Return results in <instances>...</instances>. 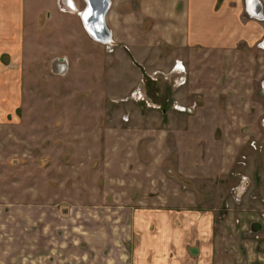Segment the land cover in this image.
I'll use <instances>...</instances> for the list:
<instances>
[{
  "label": "rangeland",
  "instance_id": "374dc122",
  "mask_svg": "<svg viewBox=\"0 0 264 264\" xmlns=\"http://www.w3.org/2000/svg\"><path fill=\"white\" fill-rule=\"evenodd\" d=\"M42 44L45 58L63 48ZM112 53L73 51L84 68L68 80L49 56L20 118L0 123V264H127L145 208L210 213L213 264H264V52L230 75L216 58L209 99L186 114L160 73L139 99L140 70Z\"/></svg>",
  "mask_w": 264,
  "mask_h": 264
},
{
  "label": "crops",
  "instance_id": "0c3cea01",
  "mask_svg": "<svg viewBox=\"0 0 264 264\" xmlns=\"http://www.w3.org/2000/svg\"><path fill=\"white\" fill-rule=\"evenodd\" d=\"M108 1L104 25L112 54L127 56L129 67L141 72L129 87L143 99V77L156 81L163 74L161 99L188 109L178 114L209 99L215 83L208 72L215 69L216 58V68L230 75L234 59L240 71L250 54L264 52V0ZM85 5V0H0V123L20 118L24 97L39 81L31 71L49 70V56L64 57V74L59 75L68 80L74 69L84 68L71 63L73 51L84 56L87 45L101 51L102 40L91 38L83 23ZM48 38L63 48L45 58L42 40ZM59 63L56 70L62 67ZM175 63L179 69L170 71ZM211 220L207 212L134 209L127 264H213Z\"/></svg>",
  "mask_w": 264,
  "mask_h": 264
},
{
  "label": "water",
  "instance_id": "95a60500",
  "mask_svg": "<svg viewBox=\"0 0 264 264\" xmlns=\"http://www.w3.org/2000/svg\"><path fill=\"white\" fill-rule=\"evenodd\" d=\"M86 1V8L82 14V20L85 25L86 30L89 32L90 27L95 28L93 26L94 23L99 24L98 34L96 33V37L92 36L97 40H103L105 37L108 36V31L104 25V14L108 7L109 1L108 0H85ZM98 37V38H97ZM252 227L259 228V223L254 222Z\"/></svg>",
  "mask_w": 264,
  "mask_h": 264
},
{
  "label": "built area",
  "instance_id": "2783aa9c",
  "mask_svg": "<svg viewBox=\"0 0 264 264\" xmlns=\"http://www.w3.org/2000/svg\"><path fill=\"white\" fill-rule=\"evenodd\" d=\"M102 42H103V45H105V46H107V48H112V43H111V38H110V36H107V37H105L103 40H102ZM57 62L59 63V65L58 66H62L61 67V69L59 68V70H58V72L59 73H63V71H64V63H65V60H64V58H61V59H57ZM56 67H57V65H56ZM178 68L179 66L177 65V64H175V66L173 67V68ZM179 69V68H178ZM138 94V93H137ZM137 97H138V95H137ZM178 108V107H177ZM179 110H183V111H187L188 109L186 108V107H181V106H179V108H178Z\"/></svg>",
  "mask_w": 264,
  "mask_h": 264
},
{
  "label": "bare ground",
  "instance_id": "6f19581e",
  "mask_svg": "<svg viewBox=\"0 0 264 264\" xmlns=\"http://www.w3.org/2000/svg\"><path fill=\"white\" fill-rule=\"evenodd\" d=\"M85 4H87L86 1H85ZM70 6H71V5H70ZM72 6H73V5H72ZM59 7H60V6H59ZM85 8H86V5H85ZM85 8H84V9H85ZM84 9H83V11H84ZM83 11H82L81 13H83ZM253 16H254V15H253ZM261 17H262V16H261ZM257 19H258V18H257ZM93 26H95V28H91V27H90L89 32H90V34H91L92 36H95V37H96V36H97L96 33L98 34L97 31H98V29H99V24H98V23H94ZM92 36H91V38H92ZM97 38H98V37H97Z\"/></svg>",
  "mask_w": 264,
  "mask_h": 264
},
{
  "label": "flooded vegetation",
  "instance_id": "af4514ba",
  "mask_svg": "<svg viewBox=\"0 0 264 264\" xmlns=\"http://www.w3.org/2000/svg\"><path fill=\"white\" fill-rule=\"evenodd\" d=\"M186 111V110H185Z\"/></svg>",
  "mask_w": 264,
  "mask_h": 264
}]
</instances>
